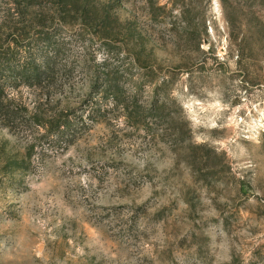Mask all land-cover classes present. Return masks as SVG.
<instances>
[{
	"label": "rangeland",
	"instance_id": "374dc122",
	"mask_svg": "<svg viewBox=\"0 0 264 264\" xmlns=\"http://www.w3.org/2000/svg\"><path fill=\"white\" fill-rule=\"evenodd\" d=\"M0 264H264V0H0Z\"/></svg>",
	"mask_w": 264,
	"mask_h": 264
}]
</instances>
